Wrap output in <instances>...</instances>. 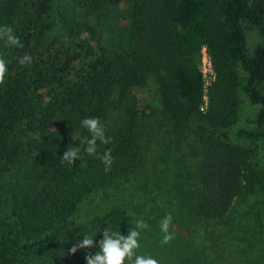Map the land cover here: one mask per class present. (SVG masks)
<instances>
[{"label": "trees", "instance_id": "16d2710c", "mask_svg": "<svg viewBox=\"0 0 264 264\" xmlns=\"http://www.w3.org/2000/svg\"><path fill=\"white\" fill-rule=\"evenodd\" d=\"M77 7L96 18H76ZM0 25L24 44L0 40L7 66L0 84V208L10 220L0 264H86V253L99 251L102 226L127 235L148 210L157 213L155 220L170 213L176 232L195 236L215 232L234 202L246 197L264 222V167L249 161L257 149L222 132L238 121L242 68V88L260 107L256 126L240 127L236 135L264 139V0H0ZM252 31L258 38L253 54ZM53 32L68 45L65 59L62 50L43 56ZM205 45L217 72L206 109L199 60ZM25 52L33 63L21 66ZM43 89L50 106L34 102ZM136 90L148 93L144 103ZM122 108L120 130L97 148L112 149L110 171L84 153V145L74 165L61 163L74 128L89 136L82 119L105 120ZM25 120L32 131L41 130L43 142L34 145L47 164L31 193L8 178L24 162ZM86 234L96 246L69 254Z\"/></svg>", "mask_w": 264, "mask_h": 264}, {"label": "rangeland", "instance_id": "374dc122", "mask_svg": "<svg viewBox=\"0 0 264 264\" xmlns=\"http://www.w3.org/2000/svg\"><path fill=\"white\" fill-rule=\"evenodd\" d=\"M136 0H128L133 3ZM72 14H76V18L92 19L96 18L93 14L86 13L83 9L77 7L73 9ZM256 31L248 34V50L251 54L254 53L257 45ZM52 36L45 41L42 48L43 56L47 59L50 55L54 56L58 51L62 50V57L65 59L68 45L58 43V38ZM39 47H37V50ZM210 50V49H209ZM212 55V54H211ZM62 59V60H63ZM200 60V58H199ZM214 62V61H213ZM239 86H238V121L236 124L223 128L222 132H229L231 141L234 144L243 146L246 149H257L249 161L258 166L264 167V139L251 140L236 135V131L240 128L252 129L256 126L252 120L255 119L260 105L252 103L246 96L242 86L244 84L245 72L242 68H238ZM217 80V72L214 79L207 77V87L205 91V105L204 109L208 107L210 91L214 87ZM264 88V83H263ZM137 96L145 102L148 96L147 92L136 90ZM35 103L43 101L42 105L50 106L51 94L47 89L40 92L37 91ZM38 103V104H39ZM40 113L37 117H42ZM126 113L125 108L119 109L114 114L101 123L105 128V135L111 137L116 131L120 130L124 123ZM65 119V118H64ZM60 117L54 118L58 120L63 127H68V122ZM28 120L23 122L21 138L27 141L22 146L23 149V163L18 162L13 170L9 181L12 185H18L22 192H34L38 189L43 181L41 171L46 168V163L43 162L40 148L35 147L36 143L43 142L41 130L32 131L28 127ZM115 133V134H116ZM74 134L81 138L82 129L74 128ZM28 141H31L30 145ZM72 147H79L82 149L83 145L80 140H71ZM108 144H100L98 150L106 148ZM83 151H81V154ZM39 160L41 163L39 164ZM251 198V197H249ZM103 199V198H101ZM106 200V199H104ZM251 199H238L234 202L232 208L228 212L225 222L220 224L215 232L210 230L209 234L200 232V235L195 233V236H185L176 232L173 228L170 229L174 233V239L170 243L161 246L160 241L163 233L160 230V221L155 220L156 212L148 210L138 214V219L143 218L149 225L148 229L141 232L140 248L137 249V254L150 255L160 261V264H264V222H258L253 211L250 210ZM7 209L0 208V243L2 236L9 228L7 226L8 217ZM10 222V220H9ZM104 228V226H102ZM100 233V232H99ZM42 252L40 255H43Z\"/></svg>", "mask_w": 264, "mask_h": 264}, {"label": "clouds", "instance_id": "9594fccd", "mask_svg": "<svg viewBox=\"0 0 264 264\" xmlns=\"http://www.w3.org/2000/svg\"><path fill=\"white\" fill-rule=\"evenodd\" d=\"M0 40H4L9 46L23 48L24 44L13 34L10 26L0 25ZM18 63L21 66L31 65L33 57L30 53L25 52L18 57ZM7 66L5 60L0 57V84L4 83ZM81 127L87 130L89 136L83 138L73 134L71 139L80 140V144L84 145L83 151L89 156L100 159L105 165V171H110L111 165L114 162V157L111 155L112 149L108 148L103 153L98 152L99 141L101 144H109L111 137L105 135L104 125L98 117H86L80 121ZM81 158V149L79 147L67 148L61 155V163H74ZM173 217L169 213L160 221V230L163 237L160 241L161 246L166 245L174 239V233L170 231L172 228ZM149 225L143 218L135 221V227L127 230V235L121 233L119 229H113L110 223L101 229L102 238L98 241L99 251L94 254L88 251L85 255L86 264H160L156 258L150 255L137 254V249L140 248L141 232L148 229ZM97 241L94 236L84 235L83 239L79 240L69 249V254H74L78 249H91L95 247Z\"/></svg>", "mask_w": 264, "mask_h": 264}, {"label": "built area", "instance_id": "2783aa9c", "mask_svg": "<svg viewBox=\"0 0 264 264\" xmlns=\"http://www.w3.org/2000/svg\"><path fill=\"white\" fill-rule=\"evenodd\" d=\"M200 68L204 75L205 80V91H206V85H207V77H210L212 79L216 76V69L214 66L213 58L211 55V52L209 50L208 46H203L200 54ZM206 96V94H205Z\"/></svg>", "mask_w": 264, "mask_h": 264}]
</instances>
